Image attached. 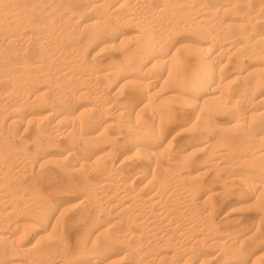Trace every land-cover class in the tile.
I'll return each instance as SVG.
<instances>
[{
    "label": "bare ground",
    "instance_id": "obj_1",
    "mask_svg": "<svg viewBox=\"0 0 264 264\" xmlns=\"http://www.w3.org/2000/svg\"><path fill=\"white\" fill-rule=\"evenodd\" d=\"M120 251L264 264V0H0V264Z\"/></svg>",
    "mask_w": 264,
    "mask_h": 264
},
{
    "label": "rangeland",
    "instance_id": "obj_2",
    "mask_svg": "<svg viewBox=\"0 0 264 264\" xmlns=\"http://www.w3.org/2000/svg\"><path fill=\"white\" fill-rule=\"evenodd\" d=\"M69 195H68V200H71V201H69L68 203V210L70 209L69 207L70 206H72V209L69 211L70 213H75V211L77 212L80 208H81V206H82V204H81V202H80V195L78 194V193H74V192H70V193H68ZM77 195V196H76ZM59 197H61V195L60 196H58V198ZM74 197V198H73ZM76 197V198H75ZM73 198V199H72ZM78 200H79V202H80V204H77V203H79L78 202ZM75 205V206H74ZM74 206V207H73ZM76 207V208H75ZM122 251H120V252H118V253H116V255L113 257V261L115 260V259H117L115 262H110V263H112V264H123L124 263V261H123V259H122V257H120V256H122ZM120 257V258H119ZM119 260V261H118Z\"/></svg>",
    "mask_w": 264,
    "mask_h": 264
}]
</instances>
